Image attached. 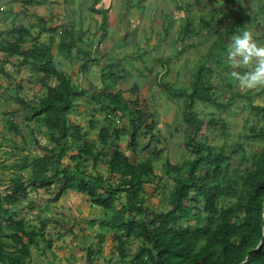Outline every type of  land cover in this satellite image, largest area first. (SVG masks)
<instances>
[{"label": "trees", "instance_id": "1", "mask_svg": "<svg viewBox=\"0 0 264 264\" xmlns=\"http://www.w3.org/2000/svg\"><path fill=\"white\" fill-rule=\"evenodd\" d=\"M22 1L26 5L38 2ZM187 1L191 5V0ZM141 3L142 0L134 5L141 7ZM178 6L180 8L181 4ZM108 8L98 9L95 3L90 8L102 15L101 30L106 29ZM34 16L37 22L28 26L19 23L10 28L8 31L15 40L6 41L0 47L21 56L17 62L20 66H30L39 72L37 81L45 89L38 100L16 97L21 108L30 113L26 120H35V126L28 128V135L21 131L20 124L13 118H7L5 123L13 134L5 138L11 141L9 146H15L14 137L18 134L24 143L27 142L26 137L34 140L40 153L33 157L25 154L16 164L19 171H15L9 186L4 192L0 189V264H28L32 246H38L41 241L50 246L51 240L45 237L47 224L43 218L39 229H34V225L30 227L26 217L20 215L19 204L26 200L30 190H50L52 186L56 187L51 197L53 201L73 189L87 194L91 204L104 210L110 220L109 225L114 226L113 234L119 241L118 252L122 259L126 258V242L131 235L143 240L132 256L126 259L127 264H264V147L258 153L240 155L233 164L232 154L239 151L241 144L227 149V144L217 145L196 138L207 120L193 110L195 100L216 107H230L228 101L217 99L213 91L214 83L207 77L209 67L198 66L189 89L176 88L170 83L164 85L170 93L184 98V120L192 128L186 145L194 155L182 164H173L167 159L159 165L161 174H157L155 164L163 153V148L159 146L161 139L154 130L153 112L142 105L140 85L131 84L132 100L126 101L123 97L121 83L128 69L123 63V56L94 69L95 60L98 64L102 57L95 54L92 58L94 55L90 47L82 39V25L75 27L69 22L47 27L40 24L45 23L43 16L37 13ZM165 16H169L168 13H163L161 17L167 32L172 23ZM240 23L241 16L237 15L226 33L236 31L238 26L244 29ZM204 25L206 27L207 22ZM37 26L48 32V38L27 47L24 42L33 36L32 29ZM195 28L193 22L186 19L178 34L181 37L190 36ZM57 34L59 53L82 60L78 67L84 82H75L69 76L64 59L54 58L52 48ZM222 38V35L218 36L212 44L218 46ZM125 39L131 42L136 39L135 34L129 32ZM223 49L220 48L218 54ZM128 64L133 65L132 61ZM64 67L66 73L62 69ZM143 70L140 71L142 75L150 69L146 66ZM160 74L156 73V76ZM52 80H55L54 84L50 83ZM227 86H232L229 81ZM84 97L99 106L98 114L104 113L105 121L113 115L128 114V122L109 129L107 124L100 125L98 114H93L89 126H81V123L73 121L70 112L79 106V99ZM216 121L211 117L207 123ZM92 132H96V137L88 138ZM260 134L262 132H257V135ZM123 136L128 137L127 150L136 159L120 148L119 140ZM72 149L75 152L70 151L69 158L74 164L64 165L62 160ZM18 150L19 147L12 148L9 152L16 154ZM88 159L92 161L94 174L85 168ZM250 159L252 161L248 164ZM103 160L108 174L115 176L116 182L96 170ZM16 165L3 163L4 168ZM27 169L28 174L25 173ZM164 174L174 176V185L166 196V207L159 211L149 210L144 206L147 185L154 186ZM121 193L125 196L118 208L115 201L122 200ZM31 203L33 206L37 204L35 201ZM192 217H197L195 224L190 222ZM103 236L100 234L99 242L104 240ZM94 253L89 247V256Z\"/></svg>", "mask_w": 264, "mask_h": 264}, {"label": "rangeland", "instance_id": "2", "mask_svg": "<svg viewBox=\"0 0 264 264\" xmlns=\"http://www.w3.org/2000/svg\"><path fill=\"white\" fill-rule=\"evenodd\" d=\"M8 1L1 0L0 3H8ZM14 1H16L17 6L26 5L22 0ZM111 2L112 0H109V3ZM142 3L141 7L143 8L138 4L134 5L135 3L127 6H114L118 11L122 9L123 13H121L120 20H125L122 26L125 25L128 31L134 33L136 40L128 44L118 40L115 43L117 46L113 50L117 51L116 56L118 58L123 56L124 61H122L125 63V67H128L126 78L121 83L124 90V99L126 101L133 99L130 86L133 83H138L143 99V107L153 112L154 130L159 134L161 139L159 146L163 148L161 159L155 164L156 173L161 174L159 165L167 159L173 164H182L185 159L192 158L194 155L193 151L186 145V139L192 128L184 120V98L170 93L164 85L170 83L176 88L189 89L194 78L193 74L200 65L209 67L207 77L214 83L215 88L213 91L216 92L217 99L222 102L228 101L230 107L221 108L199 99L195 100L193 110L197 112L199 117L204 118L205 121L207 120L197 132L196 138L217 145L227 144V149L234 146L239 147V144H241L239 151L232 154L233 164L242 154L249 156L254 152H260L264 147V88L246 90L238 87L233 82L231 76L233 69L229 65L226 53L233 35L240 34L243 31L251 32L254 40L258 44L264 45V0H191V5L187 0H142ZM177 3L181 4L180 8ZM102 4L105 5L103 0ZM43 6V4L37 3L32 7L40 11ZM163 13H168L169 16L164 18L172 23L167 32L164 31L165 23L161 18ZM119 15L120 12L118 16H112V19L107 20L104 27L107 28L108 24H113L115 28L119 27ZM237 15L241 16L240 25L244 29L238 26L236 31L230 34L226 33L229 25H233L236 21ZM186 19L193 22L197 29L195 28L196 30L192 35L181 37L178 32L183 28ZM205 22H207L206 27ZM98 23L101 25V21ZM200 23L203 24L202 27H200ZM97 29L102 31L100 28L89 24L86 32L90 31L94 36ZM34 30L38 34L43 33L40 27H35ZM7 33L12 34L10 31L4 33L0 31V35L5 36ZM221 35L223 40L218 42V46L213 45V40ZM34 38L39 41V38ZM40 39L43 40L41 36ZM54 45L52 48L54 58L56 59L55 55L63 58L56 45ZM222 47L224 49L218 54L219 49ZM65 58L64 64L67 66L66 69L69 70V76L75 82H84L80 80L79 75L80 69L78 66L81 59L75 57ZM130 61L133 65L128 64ZM64 64L61 65L64 66ZM94 65H97V63ZM146 66L150 70L147 71V74H140V71H144L143 69ZM94 68H98V66ZM246 70L245 68L237 69L240 72ZM156 73L161 74L158 77ZM228 81L231 83V87L227 86ZM25 86L29 99L38 100L45 92V89H42L39 83L36 86L35 80L30 81V84ZM8 91H10L9 88L6 92ZM1 101L0 99V104H2ZM79 101V106L70 112V116L73 121L81 123V126L85 127L86 125L88 127L89 119L93 114H98L99 106L97 107L93 102L90 103L85 97L80 98ZM17 102L14 100L15 108L19 107ZM18 117L22 118V114ZM98 117L100 118V125L107 124L109 129H113L117 125L123 126L129 119L128 114L113 115L107 121L104 119V113L98 114ZM211 117H214L217 121L207 123ZM31 123V126L34 127L35 120H31ZM252 127L254 130H252ZM2 131H4V134L1 133L0 137L3 140L6 138L5 134L13 136L6 128L1 129ZM22 131L28 135L27 126L22 125ZM257 132H262V134L257 135ZM92 133L88 138L96 137V132ZM127 142V136L121 137L119 140L120 148L126 150L127 153H131L132 157L136 159L135 155L127 150ZM17 143L22 146H17ZM14 145L13 147V144L10 146L7 144L8 149L0 152V189L2 192L6 190V186H9L8 183H11L10 179L18 170L16 164L20 159L25 154L33 157L40 153L38 144L30 137L25 143L15 140ZM18 147L19 150L16 154L9 152L12 148L17 149ZM70 151L75 152L73 149L67 152L62 160L64 165L74 164L69 158ZM251 161L252 159L248 164ZM3 163L16 166L4 168ZM85 168L92 174L95 173L92 161L89 159L86 161ZM96 170H99L103 176L112 182H116V177L108 174L104 160L99 162ZM25 173L28 174V169ZM173 185L174 176L171 174H164L154 186L147 185L144 206L153 211L165 209L166 196ZM55 189L56 187L52 186L50 190L43 189L38 194L30 190L33 198H26L23 204L24 208L20 211L21 214L29 208V211L23 212L25 214L22 217H26L25 219L30 223L29 226L33 227L34 225V229H39L43 218L47 224L45 237L52 239L50 246L45 241H41L38 246H32L34 255L37 254L40 260L44 258V260L53 264H127L126 259L132 256L138 246L143 243V240L131 235L126 242V258L122 259L118 252L119 241L113 234L114 226L109 225L110 220L104 210L91 204L87 197L84 198L82 194L79 195L78 191L75 190L65 192L57 201H53L51 197ZM124 196L125 194L121 193L122 200L115 201L116 207L120 208ZM26 201H28V207L25 206ZM31 201H35L37 204L33 206ZM30 208H34V211L31 212ZM108 212L111 213L112 211L108 210ZM93 217L96 219L91 220ZM196 221L197 217L190 219L193 224ZM90 225H93L92 229H90ZM80 226L86 229L83 235L79 229ZM100 234L104 235L102 242H99ZM122 234L127 235L124 231ZM89 247H92L95 251L91 257L88 254ZM98 249L99 252H97ZM53 255L55 256L52 257Z\"/></svg>", "mask_w": 264, "mask_h": 264}, {"label": "crops", "instance_id": "3", "mask_svg": "<svg viewBox=\"0 0 264 264\" xmlns=\"http://www.w3.org/2000/svg\"><path fill=\"white\" fill-rule=\"evenodd\" d=\"M37 1H38L37 2L38 4L44 5L40 9V11H37V9H34V7H32L33 5L37 3H31L29 5L22 4L21 6H17L15 4L16 1L14 0L12 1L9 0L8 3H5V2H3V4L0 3V14H1L0 29H2L0 31L4 33L5 31H8L10 28H12L14 25L19 24V23L24 24L25 26H28L31 22L32 23L35 21L37 22L34 16L35 13L44 17L45 23H42V22L40 23L43 26H47V27L55 26V25H60L62 23L66 24L69 22H72L75 27H79L80 25H82L83 31H84L82 33V39H84L85 45L87 47L88 46L90 47L88 48L90 49L92 55H94L92 56V58H95V54L97 56L100 55L102 57L101 61H99L97 65L92 66V68H94L95 66H98L99 68V67H102L104 64H106L108 61L116 59L117 51L113 50L117 46L115 45L116 41L119 40L120 42L122 43L125 42L126 44L130 43V42H127L126 39H124L126 38V34L131 31H128L125 25L124 27L122 26V23L125 21V20H120L121 13H123V11L122 9L121 11H118V9H115L114 6H119V5L127 6L131 2L132 4H134L137 1L139 2L141 0H112L111 3H109V0H103L105 5L102 4V0H96V1L95 0H37ZM94 3H95V7L98 9L99 8L102 9V7H109L107 11L108 21L112 19V16H115V15L118 16V13L120 12L119 19H118L119 27L115 28L113 24L112 25L108 24L107 28H111V29L107 30V28L106 29L102 28L103 29L102 31H99L97 29V31L94 32V36H92L91 32H86L89 24H92L93 26L100 28L99 23L97 24V22H100L102 15L90 10V8L92 7ZM87 10H89L90 14H88L89 12H87ZM98 15H100V17H98ZM37 27H40V26H37ZM32 34L33 36L28 37L26 39L27 41L24 42V44L27 47L32 46L33 43L38 41L34 39V37L39 36V41H43V40H47L48 35H49L47 31H43L42 34H38L37 32H35L34 28L32 29ZM40 36L43 38V40L40 39ZM14 40H15L14 35L7 33L4 36L2 34L0 35V47L2 45H5L6 41H14ZM58 41H59V34L56 35V42H55L56 46L58 44ZM55 56L57 57V55ZM62 57L65 61L66 60L65 56H62ZM20 58L21 56L15 55L14 53L11 54L8 50L0 49V99L2 100L1 101L2 104H0V134L1 133L4 134V131L1 132V129L6 128L5 123H7V118L9 117L13 118L20 124L21 131H22V125L24 127L29 125L28 128L32 127L31 121L29 122L28 120H26L27 119L26 117L30 116V113L28 112V110H24L23 108H21L20 104L17 102L18 100L16 97L21 96L24 99H29V96H27V92L25 90L26 89L25 85H29L30 81L35 80L36 86H38L39 82L37 81V77L40 76V73L37 72L36 70H33L32 67L30 68V66L29 68L27 66H20L17 63ZM95 62L97 63L98 60H95ZM62 69L64 72L66 71L65 67ZM5 71L9 73V75L6 74ZM80 80L82 81L83 78L80 77ZM50 83L54 84L55 80L50 81ZM8 88L10 89V91L6 92ZM41 88L43 89V87ZM14 100L17 102V105L19 106L18 108H15ZM11 112H14V114H11ZM20 114H22V118L18 117ZM23 116H24V119H23ZM85 127L87 126L85 125ZM5 136L6 138L11 137V135L8 136L7 134H5ZM14 138H16L17 142L19 141L24 142L22 136L18 134ZM25 139L28 141V137H26ZM0 141H1L0 152H4V150L8 149L7 144L9 145L11 141L7 139L3 140L1 137H0ZM42 142H44V139L42 140ZM17 146H22V145H19L17 143ZM69 191H73V189H69L67 192ZM33 192L35 194L39 193V191H35V190H33ZM78 194L79 195L82 194L84 198L85 197L88 198V195L85 193L78 191ZM27 198H33L31 191H29ZM24 202L20 201V204H19L20 209L24 208L23 207ZM27 202L28 201H26L25 206L28 207ZM30 209H31V212L34 211V208H30ZM24 211L25 212L29 211V208L25 209ZM22 213L20 214L21 217L22 215L25 214V213L23 214ZM93 219H96V218L93 217L91 220ZM92 226L93 225L89 226L90 229L93 228ZM79 229L82 231L81 232L82 235L86 232V229L83 226H80ZM73 230L75 231V228ZM49 240L52 241L51 238H49ZM54 256L55 255H53L52 257ZM38 257L39 256L37 254L34 255V252L32 251L28 264H50L51 263L49 261L47 262L46 260H44V258L40 260V257L39 258Z\"/></svg>", "mask_w": 264, "mask_h": 264}, {"label": "clouds", "instance_id": "4", "mask_svg": "<svg viewBox=\"0 0 264 264\" xmlns=\"http://www.w3.org/2000/svg\"><path fill=\"white\" fill-rule=\"evenodd\" d=\"M227 60L233 69V82L241 89L264 88V45L258 44L251 32L233 35L227 50ZM245 68L244 72L237 69Z\"/></svg>", "mask_w": 264, "mask_h": 264}]
</instances>
